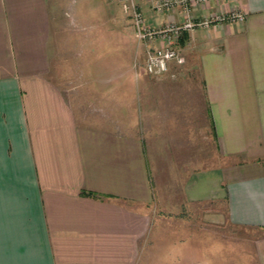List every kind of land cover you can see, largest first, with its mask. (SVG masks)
Returning a JSON list of instances; mask_svg holds the SVG:
<instances>
[{
	"label": "crops",
	"instance_id": "0c3cea01",
	"mask_svg": "<svg viewBox=\"0 0 264 264\" xmlns=\"http://www.w3.org/2000/svg\"><path fill=\"white\" fill-rule=\"evenodd\" d=\"M136 1L152 25L173 18ZM231 7L242 22L187 34L197 50L191 59L209 144L213 136L220 158L214 163L210 151L208 164L198 166L195 152L179 162L184 152L173 140L181 114L165 110L181 107L177 95L168 105L166 91L195 87L164 90L152 82L176 81L186 62L161 75L135 72L119 38L117 53L101 67L100 13L111 12L114 24V14H124L118 27L129 22L133 30L120 0H0V264H147L156 177L166 171L169 139L182 201L223 204L232 226L261 232L251 249L255 264H264V0L224 6ZM154 131L161 140L155 147L147 136ZM167 229L157 225L160 260L214 264L211 241L189 248L177 228Z\"/></svg>",
	"mask_w": 264,
	"mask_h": 264
},
{
	"label": "rangeland",
	"instance_id": "374dc122",
	"mask_svg": "<svg viewBox=\"0 0 264 264\" xmlns=\"http://www.w3.org/2000/svg\"><path fill=\"white\" fill-rule=\"evenodd\" d=\"M117 3L120 4L118 1ZM116 13L114 14L115 20H118L116 24H114L111 20V12L102 11L100 13V27L95 30L97 38L99 37L100 39V45H97L96 47V56H100L99 58L101 59L102 69H106L107 66H105V64L109 61H105L104 59L117 53L116 50H114V48L116 49L114 43L120 38L121 45L119 51L123 52L126 50L128 58L127 66L136 72L139 68L141 69L143 64V47L136 41L129 22H126L127 24L125 27H118L119 20L122 22V20L126 21L127 19H124V14L120 15L119 13ZM65 18L68 20L71 19L72 13L67 11L65 13ZM92 18L93 17H91L90 20H92ZM93 19L96 20L97 23L98 16ZM70 30L74 31L72 28H70ZM125 41L126 49H124ZM180 45L184 56H186V64L182 69L183 75L176 81H156V79H154L152 82L155 83V85L159 83L160 87H164V90L166 88L165 86L170 85L184 86L189 84L190 86L195 87L190 93L186 91L185 88L183 90L181 86L180 87L182 89H176L175 94L166 91V99L170 100L171 97L174 98L178 96L175 100L178 101L180 98L181 107L171 108L170 106H166L165 110L167 114L168 112H172L174 110L181 114L179 123L181 127L179 132L175 133L176 139L173 140L175 144L174 149L177 148L178 151L182 153L184 152L182 157H179V162L182 163L184 160H188L189 157L192 158V155H194L193 152H195L197 153L196 157L198 159V166H203V164H208L206 158H208L210 151L213 153L212 156L214 158V163L220 160V158L216 155L214 137L212 136L211 145L208 140L211 129L207 117V108L203 100L200 75L197 70L198 66L195 61L191 59L197 50L187 38L184 43ZM176 101L170 100L168 101V105H171L172 102ZM135 103L138 108V113L140 114L141 107L138 97L136 98ZM189 105L192 107L190 108ZM174 126L175 125H169L170 128L167 131V135L173 133L172 131L169 133V131ZM143 127L145 126L142 125V128ZM155 134L156 131L153 133L149 132V134H147L148 138L152 140L154 147L156 146L155 144L158 140L161 141L160 139L155 138ZM171 144V139H169L168 142L166 140V147L169 148L168 154H170V157H166L167 163H165L166 166H164L166 171H161L160 173L157 172L159 176L156 177V183L159 182L161 185L159 187H155L157 194L155 196L154 203L151 206V217L155 226L150 236V245L154 251L151 252V256L147 264H173L168 261L171 260L169 258L166 259V262L160 260L159 258L162 257V254L159 255V252L157 251V225H161L165 232L168 231L167 228H177L181 238L178 240L186 243L185 245L189 248L196 243L203 244L206 241H211L214 247V264H255L251 243L254 237L262 234L261 232L253 229H241L232 226L223 217V204L212 203L211 205H188L182 201L180 198L181 180L179 179L181 173L173 170L174 167L171 164V160H173L174 152ZM156 150L158 149L156 148ZM186 154L188 155L186 156ZM200 157L201 161L199 160ZM155 163L158 164V161H155ZM153 167H155V165ZM170 167H173L172 170H169ZM159 192H163L164 197H159ZM162 201H164V203ZM169 201H172L173 203H166ZM216 213L220 215V218L216 216ZM186 225L187 227H185ZM177 237L179 238V236ZM188 238L193 240L190 244V239L188 240Z\"/></svg>",
	"mask_w": 264,
	"mask_h": 264
},
{
	"label": "built area",
	"instance_id": "2783aa9c",
	"mask_svg": "<svg viewBox=\"0 0 264 264\" xmlns=\"http://www.w3.org/2000/svg\"><path fill=\"white\" fill-rule=\"evenodd\" d=\"M131 17L136 41L143 47V72L149 75L168 73L181 67L186 59L181 38L198 28L208 29L223 22H242L244 15L236 8H224L236 0H145L156 16L173 18L152 25L136 0H120Z\"/></svg>",
	"mask_w": 264,
	"mask_h": 264
},
{
	"label": "trees",
	"instance_id": "16d2710c",
	"mask_svg": "<svg viewBox=\"0 0 264 264\" xmlns=\"http://www.w3.org/2000/svg\"><path fill=\"white\" fill-rule=\"evenodd\" d=\"M186 38H187V34L184 35V36L181 38V40H180V44H183Z\"/></svg>",
	"mask_w": 264,
	"mask_h": 264
}]
</instances>
